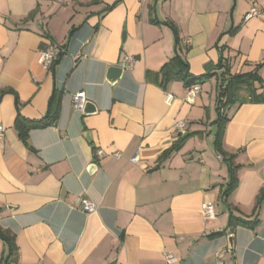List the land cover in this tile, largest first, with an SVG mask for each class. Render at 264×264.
<instances>
[{
  "label": "crops",
  "instance_id": "0c3cea01",
  "mask_svg": "<svg viewBox=\"0 0 264 264\" xmlns=\"http://www.w3.org/2000/svg\"><path fill=\"white\" fill-rule=\"evenodd\" d=\"M253 5L263 15L245 21ZM51 41L65 47L46 69ZM177 52L189 73H210L193 100L184 78L161 74ZM248 73L259 80L219 113L223 80ZM78 91L96 114L74 109ZM55 92L56 124L24 142L17 115L43 118ZM0 124V224L17 245L0 238V264H264V0H0ZM227 154L239 182L226 198ZM231 208L255 227H230Z\"/></svg>",
  "mask_w": 264,
  "mask_h": 264
},
{
  "label": "trees",
  "instance_id": "16d2710c",
  "mask_svg": "<svg viewBox=\"0 0 264 264\" xmlns=\"http://www.w3.org/2000/svg\"><path fill=\"white\" fill-rule=\"evenodd\" d=\"M172 25V24H171ZM179 40V38H178ZM60 47L64 50L63 45H60ZM59 57L54 61L53 65L57 62ZM161 74L165 81L172 80L177 77H182L187 81V87L192 86L194 84H203L210 76V73H204L202 75H193L189 73L188 71V64L184 57L177 52V55L167 62L161 69ZM255 80H259L258 76L254 73H248L243 75H231L228 76V78L223 80L221 84V90L219 93L218 98V110L220 113V110L225 108L231 101L236 99L237 92L241 88L243 84L249 85V87H252V84ZM61 101H62V94L55 92L54 96L52 97L50 101L49 110L46 116H44L41 119H29L24 116H22L20 113L17 115L15 119V128L18 131V134L20 138L27 142L30 132L33 129H41L46 128L49 126H52L56 124L57 120L60 116V110H61ZM219 122V131L217 134L216 144L217 146L221 145V139L224 131V126L226 124V118L220 114V117L218 119ZM187 136H183L178 142H176L171 148L166 150L160 157V160H164L171 156L176 150H179L182 144L186 141ZM227 157H225V161L229 164V171H230V180L228 183V187L224 192V196L227 198L231 191H233L239 182L237 171L239 166L235 164V154H227ZM264 199V189L261 190L260 194L257 198V205L256 209L259 208L260 203ZM255 209V211H257ZM231 218L229 221V226L235 228L236 226H247L254 228L257 221L256 220H250L246 218H242L234 213V210L231 208ZM256 215V214H255ZM0 238L5 242L9 249V253L13 254L16 251L17 245H16V237L15 234H13L8 229H5L0 224Z\"/></svg>",
  "mask_w": 264,
  "mask_h": 264
},
{
  "label": "built area",
  "instance_id": "2783aa9c",
  "mask_svg": "<svg viewBox=\"0 0 264 264\" xmlns=\"http://www.w3.org/2000/svg\"><path fill=\"white\" fill-rule=\"evenodd\" d=\"M263 15V10L258 8L257 6L253 5L249 8L247 13L244 16V20L248 21L249 19L253 17H260ZM187 42L189 39L186 40ZM63 52V49L60 47V45L56 42L51 41L49 45L42 49L39 53L38 62L41 64L44 68L49 69L54 61L59 57V55ZM134 64V58L133 57H126L123 60L122 66L124 68H131ZM201 92V86L200 84H194L192 86L188 87L187 91V98L189 100H193L199 93ZM173 98L172 95H169L167 98V101H171ZM73 107L77 111H82L85 107V104L87 102V97L85 91H78L73 94ZM185 127L184 122H178L176 125V128L178 130H182ZM5 138V132H4V126L0 124V146L3 145V141ZM114 156L119 158L121 156L120 153L116 152L114 153ZM137 158L134 157L132 159L133 162H136ZM77 202L81 204L83 211H94L96 209V206L94 203L89 201L86 198H78ZM202 214L205 218H214L215 217V210L214 206L211 203H203L202 204ZM167 259L169 262L174 261V257L169 254L167 255ZM217 264H227L219 255V260Z\"/></svg>",
  "mask_w": 264,
  "mask_h": 264
},
{
  "label": "water",
  "instance_id": "95a60500",
  "mask_svg": "<svg viewBox=\"0 0 264 264\" xmlns=\"http://www.w3.org/2000/svg\"><path fill=\"white\" fill-rule=\"evenodd\" d=\"M125 71V68L119 65H114L111 66L107 72V81L113 85L115 84L123 75ZM98 111L97 106L94 102L87 100L84 109L82 110L83 115L89 116V115H93L96 114ZM89 135L87 134V137ZM95 168V166H91V168ZM230 243H231V247H233V239L230 237L229 239Z\"/></svg>",
  "mask_w": 264,
  "mask_h": 264
}]
</instances>
